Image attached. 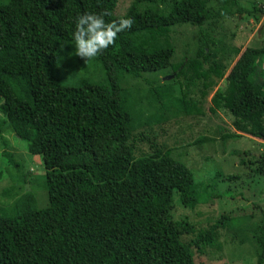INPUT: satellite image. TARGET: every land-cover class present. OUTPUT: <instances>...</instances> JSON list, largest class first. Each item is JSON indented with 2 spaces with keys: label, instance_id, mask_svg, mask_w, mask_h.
Returning a JSON list of instances; mask_svg holds the SVG:
<instances>
[{
  "label": "trees",
  "instance_id": "trees-1",
  "mask_svg": "<svg viewBox=\"0 0 264 264\" xmlns=\"http://www.w3.org/2000/svg\"><path fill=\"white\" fill-rule=\"evenodd\" d=\"M209 1L180 0L163 11L139 6L157 0H136L115 16L117 0H0V136L10 131L39 155L48 196L43 208L28 210L21 199L13 214L0 210V264H195L190 245L179 237L181 230L192 232L191 225L169 221L167 211L174 192L184 205L194 206L211 196L213 186L195 182L184 163L153 141L149 155L135 158L132 117L120 81L166 69L174 54L171 46L138 48L134 34L180 24L198 27L205 46L190 63L200 67L214 44L205 21L240 4L218 0L220 7L213 11ZM105 10L111 13L106 22L134 20L98 55L107 83L60 84L57 58L61 46L74 41L75 21ZM249 13L259 22L264 8L251 3ZM261 62L264 42L246 47L214 101L243 133L264 140ZM210 240L205 231L192 243L198 248ZM257 241V262L264 264V232Z\"/></svg>",
  "mask_w": 264,
  "mask_h": 264
},
{
  "label": "rangeland",
  "instance_id": "rangeland-1",
  "mask_svg": "<svg viewBox=\"0 0 264 264\" xmlns=\"http://www.w3.org/2000/svg\"><path fill=\"white\" fill-rule=\"evenodd\" d=\"M135 1L117 0L114 15H124ZM178 1L141 2L139 6L156 5L166 11ZM251 3L264 8V0H240L230 14L205 21L214 44H209L200 67L190 63L198 48L205 46L196 25L134 34L136 47L171 46L174 54L168 68L146 72L142 78L125 75L120 81L132 117L129 140L135 158L149 155L153 141L184 163L195 182L213 186L211 196L205 195L206 200L194 206L184 205L174 192L167 211L169 221L191 225L192 232L181 230L179 237L190 245L195 264H258L257 239L264 232V140L243 133L227 109L214 101L216 89L224 85L241 52L264 42V15L256 22L249 13ZM208 6L216 11L220 3L210 0ZM55 74L62 85H77L83 79L107 83L98 56L84 63L76 56L74 41L61 46ZM44 180L39 155L31 153L14 133L4 132L0 136L1 212L13 214L21 199L28 210L47 206ZM205 231L211 233V240L196 248L194 238Z\"/></svg>",
  "mask_w": 264,
  "mask_h": 264
},
{
  "label": "clouds",
  "instance_id": "clouds-1",
  "mask_svg": "<svg viewBox=\"0 0 264 264\" xmlns=\"http://www.w3.org/2000/svg\"><path fill=\"white\" fill-rule=\"evenodd\" d=\"M111 15L107 10L100 13L87 12L75 21L73 33L76 56L84 63L97 57L113 46L118 33L130 29L134 24L132 18H120L106 22L105 16Z\"/></svg>",
  "mask_w": 264,
  "mask_h": 264
}]
</instances>
